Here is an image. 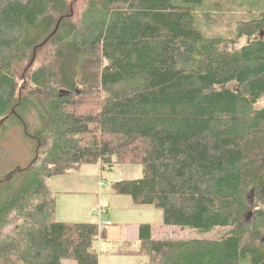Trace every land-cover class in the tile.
Segmentation results:
<instances>
[{
    "label": "trees",
    "instance_id": "trees-1",
    "mask_svg": "<svg viewBox=\"0 0 264 264\" xmlns=\"http://www.w3.org/2000/svg\"><path fill=\"white\" fill-rule=\"evenodd\" d=\"M254 5L0 0V133L14 120L38 144L17 171L21 187L0 203V264H100L97 222L58 220L48 183L83 165L107 174L126 164L144 175L115 182V195L160 211L164 227L225 229L164 239L142 224L132 255L264 264V9ZM237 12L249 16L231 35L214 33Z\"/></svg>",
    "mask_w": 264,
    "mask_h": 264
},
{
    "label": "rangeland",
    "instance_id": "rangeland-1",
    "mask_svg": "<svg viewBox=\"0 0 264 264\" xmlns=\"http://www.w3.org/2000/svg\"><path fill=\"white\" fill-rule=\"evenodd\" d=\"M82 0H71V4L78 6ZM259 0H246V5L251 6L254 5V9H257V12L262 11L264 9L261 8L264 4L261 0V4L258 3ZM257 6V7H255ZM243 11V10H241ZM258 12V13H259ZM226 15V14H225ZM242 14H228L225 17L219 18V27L214 33H220L224 35H231L235 30V20L236 19H244L249 15L242 16ZM221 22V23H220ZM26 75H29V70H23L20 72V78L22 79ZM23 83V79L21 84ZM262 106V104H259ZM26 120L29 123L30 127V134L35 135L41 129V123L35 110H32L30 114H26ZM5 126L2 128L0 133V203H2L5 199L11 197L22 185L24 181V176L19 174L18 170L25 169L29 167L36 158L37 155V140L36 138H29L25 134L24 127L19 124L17 121L14 120H7L3 123ZM50 143L44 145L42 150L39 151V156L42 157L44 153L47 151ZM98 168L99 165H83L73 171L70 175L71 177L68 180L73 184L77 185L80 182H84L80 184L81 191H75L73 193L67 194L64 197V201L67 203L66 209L64 211L63 216H57V219H65L70 217V209L71 207H80L84 209L86 199H92L93 196L95 197L94 190V183H97L100 180H103L106 184L107 189H112V186L115 182L121 180H136L141 179L144 175V167L140 164H126V165H119L117 166L112 173L104 174L101 171L99 172ZM95 171L99 172V174H93ZM68 176V175H67ZM104 179H102L103 177ZM96 177V178H95ZM56 178V177H54ZM95 179V182H94ZM55 181L64 180V179H54ZM5 181V182H3ZM87 183V184H86ZM50 184V181L49 183ZM90 186L93 187V190L90 189ZM98 188V187H97ZM96 188V190H97ZM99 188L104 187L99 184ZM98 188V190H99ZM99 198V196H98ZM90 207V203L89 206ZM99 207H103L99 205L96 209L98 211ZM104 208V207H103ZM160 212V211H159ZM90 212L89 210L85 211V215H88ZM161 213V212H160ZM251 213V212H250ZM249 213V214H250ZM93 218L92 213L90 214ZM162 215V213H161ZM77 220L82 218V215L77 216ZM249 217L248 219H250ZM78 222V221H76ZM156 230L155 233L158 238H167L164 237L169 235L168 237H172L173 239H192V238H210L215 239L221 236L225 229L217 228L215 231L210 233H201L196 230L186 229L182 230L180 227H167L166 230H170L166 235L160 236V230L163 228V218H159V220H155ZM174 233L176 236H173ZM175 237V238H174ZM104 247V245H103ZM101 248L98 249V252L101 253ZM145 264H147V259H144ZM138 262V261H137ZM132 264V263H129Z\"/></svg>",
    "mask_w": 264,
    "mask_h": 264
},
{
    "label": "crops",
    "instance_id": "crops-1",
    "mask_svg": "<svg viewBox=\"0 0 264 264\" xmlns=\"http://www.w3.org/2000/svg\"><path fill=\"white\" fill-rule=\"evenodd\" d=\"M98 170L100 172V168H98ZM99 172L95 171L93 174L97 173L98 175ZM70 177V175H66L50 179L49 187L52 191V198L57 204L56 217L64 215V211L67 206V203L63 200L65 195L75 191L80 192V184L84 183L82 181L75 185L66 180ZM54 179L64 180L55 181ZM102 179H104V177ZM99 184L100 181L94 183V190L93 187L90 186V189L95 193V197L93 196L91 200L86 199L84 209L80 207H71L69 219L65 218L58 220L72 222H97L95 215L96 209L99 205L103 206L105 209L104 219L106 222V238L101 244L100 264H145V257L132 255L131 253L136 252L140 248V226L142 224H151L155 233L156 225L154 222L156 219L159 220V218H162L161 213L151 207L137 206L129 197L115 195L113 189L105 188L106 184L103 185L104 189H100ZM89 203L90 207H88ZM87 210H89L90 213L85 215L84 213ZM91 213L93 218L90 215ZM78 215H82V218L77 220ZM166 228L167 227L163 226L160 230V236H164V234L166 235L170 232V230H166ZM155 236L159 237L156 233ZM168 236L169 235H166L164 237L172 238ZM173 236H176V234L174 233ZM65 264L74 263L72 261H67Z\"/></svg>",
    "mask_w": 264,
    "mask_h": 264
},
{
    "label": "built area",
    "instance_id": "built-area-1",
    "mask_svg": "<svg viewBox=\"0 0 264 264\" xmlns=\"http://www.w3.org/2000/svg\"><path fill=\"white\" fill-rule=\"evenodd\" d=\"M100 185H104L103 181H100ZM96 219H97V224H98V235L96 237V247L100 249L101 244H102V232L106 228V222L104 219L105 215V209L103 207H99L98 211L96 212Z\"/></svg>",
    "mask_w": 264,
    "mask_h": 264
},
{
    "label": "water",
    "instance_id": "water-1",
    "mask_svg": "<svg viewBox=\"0 0 264 264\" xmlns=\"http://www.w3.org/2000/svg\"><path fill=\"white\" fill-rule=\"evenodd\" d=\"M252 213L249 214V217L251 216Z\"/></svg>",
    "mask_w": 264,
    "mask_h": 264
}]
</instances>
